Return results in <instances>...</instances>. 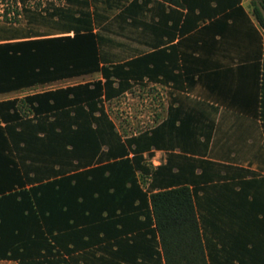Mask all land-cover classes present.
<instances>
[{
    "label": "trees",
    "instance_id": "16d2710c",
    "mask_svg": "<svg viewBox=\"0 0 264 264\" xmlns=\"http://www.w3.org/2000/svg\"><path fill=\"white\" fill-rule=\"evenodd\" d=\"M166 1L181 22L145 0L0 19V92L100 74L0 97V257L264 264V0ZM143 78L172 82L165 114L122 135L104 101Z\"/></svg>",
    "mask_w": 264,
    "mask_h": 264
},
{
    "label": "rangeland",
    "instance_id": "374dc122",
    "mask_svg": "<svg viewBox=\"0 0 264 264\" xmlns=\"http://www.w3.org/2000/svg\"><path fill=\"white\" fill-rule=\"evenodd\" d=\"M35 6H41L49 1L62 0H25ZM21 0H0V19H9L16 23L23 22V18L19 11ZM245 5L251 10L252 4L250 0H245ZM264 14V11H263ZM264 34V31H263ZM264 41V38H263ZM97 77L96 72L82 74V76L66 77L56 79L50 83H39L29 86L21 90H8L0 92V97L4 96H22L28 91L35 89H44L48 87H55V85L64 83H74L82 81L85 78ZM165 85L160 83L143 82L137 83L130 90L122 92L121 94L105 100L104 104L112 119L114 120L118 130L122 135H127L135 132L137 129L151 125L162 118L165 114L166 102ZM25 109V107H24ZM162 152L155 151V158L161 156ZM153 163V162H152Z\"/></svg>",
    "mask_w": 264,
    "mask_h": 264
},
{
    "label": "crops",
    "instance_id": "0c3cea01",
    "mask_svg": "<svg viewBox=\"0 0 264 264\" xmlns=\"http://www.w3.org/2000/svg\"><path fill=\"white\" fill-rule=\"evenodd\" d=\"M241 2L245 6V8H248L247 5H245V0H241ZM145 5H146V7H150V9H148L146 11L144 10L145 13H146L145 17H146L147 20H150V21L153 22L158 17H160L161 22L165 21V23H169L171 20H173L175 22L178 20L179 22H181L182 11L184 10V8L181 5H179L178 3H176V2H171V1H166V0H164V1H161V0H145ZM167 12L169 14L168 17L166 16ZM177 36H178V34L176 33L175 37H173L171 41H174ZM263 38H264V34H263ZM136 44L137 43H135V42L131 43L132 46H136ZM174 69H176V68H174ZM91 72H96L98 74L97 77L100 76L99 72H97L96 70L95 71H90V72H85V73H82V74L91 73ZM82 74L75 75V76H82ZM75 76H72V77H75ZM64 78H66V77H64ZM69 78H71V77H69ZM85 79H87V78H85ZM141 82L142 83L143 82H145V83L146 82L158 83V82L150 81V79H146V78H143ZM137 83H139V82H137ZM136 84H134V85H136ZM160 84L165 85L167 87V89L165 91L166 92L165 93L166 94V99L165 100H167V95H168V91H169L168 89H170L172 87V82H170V80H167L164 83H160ZM134 85H133V87H134ZM126 91H124V92H126ZM165 105H166V102H165ZM155 151L162 152L161 156H159L158 158H155ZM162 156H163V151L162 150H154V153H153V155L150 158L151 163L152 162H153L152 164L158 163V161L160 160V158ZM0 264H18V262H17L16 259H11V258H8V257H0Z\"/></svg>",
    "mask_w": 264,
    "mask_h": 264
}]
</instances>
